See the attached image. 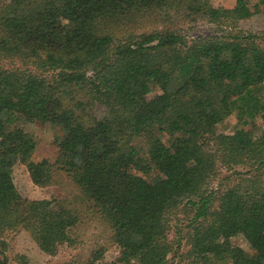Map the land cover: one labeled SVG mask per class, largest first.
<instances>
[{
	"label": "trees",
	"instance_id": "obj_1",
	"mask_svg": "<svg viewBox=\"0 0 264 264\" xmlns=\"http://www.w3.org/2000/svg\"><path fill=\"white\" fill-rule=\"evenodd\" d=\"M210 1L0 0V242L20 229L49 255L74 242L77 213L24 200L20 162L37 186L57 171L72 178L120 247L108 264H264V42L239 26L264 0L213 16ZM201 20L210 32L188 40L183 27ZM229 115L236 128L219 132ZM35 121L52 124L53 163L32 158L38 138L22 125ZM219 165L244 170L220 190L210 187ZM180 207L185 253L169 238Z\"/></svg>",
	"mask_w": 264,
	"mask_h": 264
},
{
	"label": "rangeland",
	"instance_id": "obj_2",
	"mask_svg": "<svg viewBox=\"0 0 264 264\" xmlns=\"http://www.w3.org/2000/svg\"><path fill=\"white\" fill-rule=\"evenodd\" d=\"M248 1L254 4L257 0ZM235 2L236 0H211L207 12L210 16H213L218 14L222 8L231 7ZM239 26L245 31L258 33L259 39L264 42V11L253 15L249 19L241 20ZM210 27L211 24L207 20H201L185 25L183 32L187 34V39L190 40L207 34L210 32ZM157 93V89H152L148 99L152 100ZM105 112V105L98 104L95 107L97 116L103 117ZM260 123L257 122V125L261 126ZM51 125L49 122L40 121L27 122L22 125L25 131L33 133L38 138L37 147L32 155V158L37 162L47 160L53 163L58 156L59 149L50 139L49 129ZM235 128L236 119L232 115L227 116L218 124L219 132H232ZM235 169L244 170L241 166H235L229 170L227 167L219 165L218 174L210 187L222 190L232 184L234 182L235 174L233 171ZM12 176L24 200L56 198L66 207L76 212L79 221L72 231L74 242L60 245L55 255H49L42 251L31 234L24 229L8 232L3 236L4 243L0 242V252L4 251L5 255H7V264H22L19 255L25 256V264H59L67 260H83L87 259L93 251L99 248L103 249V254L95 264H108L119 256L120 247L112 240L111 228L102 220L100 214L93 208L91 202L85 198L82 191L68 174L63 171H57L54 183L41 187L32 182L27 167L18 162L12 168ZM188 218V212L181 208L172 215L170 220L169 238L174 241L181 239L182 253L187 250ZM233 241L246 249L250 248L242 236L234 237ZM0 258H2L1 253ZM178 259V257H172L168 263L199 264L193 263L191 259L186 257L181 262Z\"/></svg>",
	"mask_w": 264,
	"mask_h": 264
}]
</instances>
